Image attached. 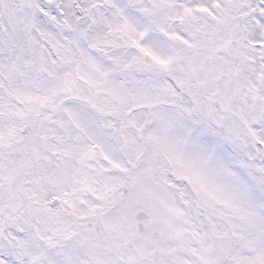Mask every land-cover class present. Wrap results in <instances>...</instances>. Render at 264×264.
<instances>
[{
    "label": "snow or ice",
    "instance_id": "obj_1",
    "mask_svg": "<svg viewBox=\"0 0 264 264\" xmlns=\"http://www.w3.org/2000/svg\"><path fill=\"white\" fill-rule=\"evenodd\" d=\"M0 264H264V0H0Z\"/></svg>",
    "mask_w": 264,
    "mask_h": 264
}]
</instances>
